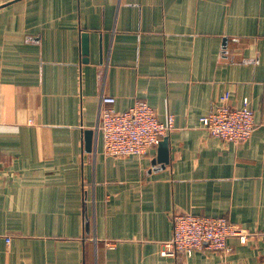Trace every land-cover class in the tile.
Listing matches in <instances>:
<instances>
[{
    "label": "crops",
    "instance_id": "crops-1",
    "mask_svg": "<svg viewBox=\"0 0 264 264\" xmlns=\"http://www.w3.org/2000/svg\"><path fill=\"white\" fill-rule=\"evenodd\" d=\"M226 94L240 143L199 123ZM101 96L173 117L168 164L103 153ZM0 160V264H264V0H0ZM174 213L248 240L163 256Z\"/></svg>",
    "mask_w": 264,
    "mask_h": 264
},
{
    "label": "built area",
    "instance_id": "built-area-1",
    "mask_svg": "<svg viewBox=\"0 0 264 264\" xmlns=\"http://www.w3.org/2000/svg\"><path fill=\"white\" fill-rule=\"evenodd\" d=\"M227 100L228 94L201 116L199 123L208 136L221 142H243L250 138L254 130L250 102L243 99L238 107H234ZM114 102L115 98L111 96H101L97 128L101 133L105 155L115 158L146 156L173 130V117L170 115L166 122L160 121L144 100H136L124 111L114 109ZM172 224V236L161 247L163 256L189 257L204 250L225 254L230 251V237H238L241 243L248 240L247 233L224 216L174 213Z\"/></svg>",
    "mask_w": 264,
    "mask_h": 264
},
{
    "label": "water",
    "instance_id": "water-1",
    "mask_svg": "<svg viewBox=\"0 0 264 264\" xmlns=\"http://www.w3.org/2000/svg\"><path fill=\"white\" fill-rule=\"evenodd\" d=\"M82 54L84 57L88 54V44H87V37L86 35H83L82 37ZM86 61V60H84ZM93 131L86 130L85 131V141H86V148L87 150H91V137H92ZM169 162V144H168V137L165 136L158 144L157 146V154L156 157L152 160V164H159L162 167L168 164Z\"/></svg>",
    "mask_w": 264,
    "mask_h": 264
}]
</instances>
